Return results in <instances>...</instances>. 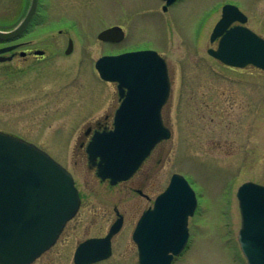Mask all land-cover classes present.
<instances>
[{
  "label": "rangeland",
  "instance_id": "1",
  "mask_svg": "<svg viewBox=\"0 0 264 264\" xmlns=\"http://www.w3.org/2000/svg\"><path fill=\"white\" fill-rule=\"evenodd\" d=\"M29 1L0 0V29L15 27ZM225 4L240 8L246 26L264 37V0H179L167 12L162 0H40L28 30L0 42L19 45L15 58L0 63V132L46 151L71 173L81 196L77 215L32 264H73L78 244L107 234L118 215L124 225L113 254L97 264H139L137 219L174 173L190 182L197 206L188 245L172 264H247L238 243L237 192L246 182L264 185V72L233 69L208 55ZM112 26L122 27L125 39L99 41L98 33ZM69 40L74 48L67 54ZM139 49L168 63L171 96L163 117L172 138L128 182L111 186L80 147L91 136L87 129L107 114L111 120L118 105L116 85L102 80L95 64L103 55ZM36 50L43 56L34 58Z\"/></svg>",
  "mask_w": 264,
  "mask_h": 264
},
{
  "label": "water",
  "instance_id": "2",
  "mask_svg": "<svg viewBox=\"0 0 264 264\" xmlns=\"http://www.w3.org/2000/svg\"><path fill=\"white\" fill-rule=\"evenodd\" d=\"M164 10L177 0H164ZM39 0H32L22 22L12 31L0 30V41L20 36L37 12ZM247 18L237 7L226 5L211 42L221 37L217 51L210 54L225 64L264 69V39L244 26L230 28ZM120 27L101 32L98 39L119 42ZM72 50V42L67 50ZM6 51L0 50V53ZM37 51L36 54H42ZM3 61V59H0ZM101 77L119 83L127 92L125 105L117 112L115 130L96 135L88 146L98 176L112 184L128 179L151 150L170 136L161 111L170 92L166 62L154 51L104 56L96 62ZM242 214L239 243L248 264H264V187L242 185L238 192ZM251 199V200H250ZM80 206L71 175L47 153L33 144L0 132V264H31L57 242L67 222ZM197 206L195 192L187 180L173 175L167 190L146 212L134 233L139 264H172L189 239L188 218ZM258 213V215H255ZM120 217L104 239L88 240L75 254V264H91L112 254L111 239L122 227Z\"/></svg>",
  "mask_w": 264,
  "mask_h": 264
},
{
  "label": "flooded vegetation",
  "instance_id": "3",
  "mask_svg": "<svg viewBox=\"0 0 264 264\" xmlns=\"http://www.w3.org/2000/svg\"><path fill=\"white\" fill-rule=\"evenodd\" d=\"M27 11H28V9H27ZM27 11H26V13H27ZM26 13H25V14H26ZM19 22H20V21H19ZM18 24H19V23H18ZM16 26H17V25H16ZM16 26H15V27H16ZM15 27H13V28H15ZM13 28H12V29H13ZM22 35H23V34H22ZM22 35H20L19 37H21ZM19 37H17V38H19ZM17 38H14L13 40H15V39H17ZM13 40H11V41H13ZM7 47H13V48H14L13 50H15L17 47H19V45L11 44V45H8ZM13 50H12V51H13ZM12 51H11V52H12ZM22 52H26L27 55H28V53H29L28 51H22ZM22 52H20V55H21ZM7 54H8V53H7ZM9 54H10V56L12 57V59L15 58L16 55H17L14 51H13L12 53L9 52ZM27 55H26V56H27ZM10 56H9V57H10ZM26 56H25V57H26ZM34 58L37 59V58H39V56L35 55V53H34ZM118 103H120V99H119V97H118ZM113 116H114V114L112 115V118H111V120H110V115L107 114L106 117H105L101 122L98 123L97 127H95L94 129H93V128H88V129H87V131H86V135H87V136H90V135H91V136H90V138L86 141L85 144H83V145H82V143L80 144V147H83V149H84V151H83V156L85 157L84 159H86L87 162H88V156H87V154H86V146H87L88 142L90 141L92 135H93L96 131H104V130L109 129V128L112 127ZM151 155H152V154H151ZM147 160H148V159H147ZM147 160H146V161H147ZM146 161H145V162H146ZM145 162L143 163V165L145 164ZM88 164H89V162H88ZM143 165H142V166H143ZM142 166H141V167H142ZM89 167H90V166H89ZM141 167H140V169H141ZM90 168H91V167H90ZM140 169H139V170H140ZM139 170H138V171H139ZM138 171H137V173H138ZM137 173H136V174H137ZM136 174H135V175H136ZM128 181H129V180H128ZM128 181H127V182H128ZM140 181H141V180H140ZM101 182H103V181H101ZM106 182L109 183V181H106ZM123 183H125V182H123ZM137 191L139 192V195H140L142 198H144L145 200H149V201L151 200V197H150L149 195H147L146 193H144L141 189H138ZM155 198H156V197H155ZM155 198H154V200H152L151 205H149L146 209H144L143 212L153 207V205H154V201H155ZM143 212H142V213H143ZM142 213H141V215H142ZM141 215H140V216H141ZM140 216H139V218H140ZM139 218H138V219H139ZM138 219H137V221H138Z\"/></svg>",
  "mask_w": 264,
  "mask_h": 264
},
{
  "label": "bare ground",
  "instance_id": "4",
  "mask_svg": "<svg viewBox=\"0 0 264 264\" xmlns=\"http://www.w3.org/2000/svg\"><path fill=\"white\" fill-rule=\"evenodd\" d=\"M172 137V136H171ZM41 256H43V254L41 255ZM40 258V257H39ZM38 260V259H37Z\"/></svg>",
  "mask_w": 264,
  "mask_h": 264
}]
</instances>
